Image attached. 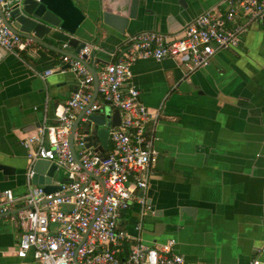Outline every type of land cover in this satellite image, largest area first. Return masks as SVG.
<instances>
[{"label":"crops","instance_id":"crops-1","mask_svg":"<svg viewBox=\"0 0 264 264\" xmlns=\"http://www.w3.org/2000/svg\"><path fill=\"white\" fill-rule=\"evenodd\" d=\"M225 1L140 0L139 17L124 33L111 28L112 36L99 47L91 20L78 34L102 65L125 46L127 36L144 30L176 36L202 13L224 8ZM99 4L93 0L88 8L92 18ZM70 37L49 42L63 49ZM23 56L41 73L65 67L60 53L38 44ZM131 69L141 101L160 114L155 131L160 156L147 190L153 211L143 216L142 229L136 228L138 202L122 213L121 224L132 236L122 256L141 237L148 245L175 240L173 251L186 264H248L256 257L264 264V19L248 24L240 46L220 51L191 74L171 58L139 59ZM76 80L67 70L44 82L0 47V163L16 169L8 177L0 171V193L11 188L21 197L28 191L29 149L22 139L44 121L41 107L65 103ZM21 234L9 216L0 217V264H42L32 252L17 256Z\"/></svg>","mask_w":264,"mask_h":264},{"label":"built area","instance_id":"built-area-1","mask_svg":"<svg viewBox=\"0 0 264 264\" xmlns=\"http://www.w3.org/2000/svg\"><path fill=\"white\" fill-rule=\"evenodd\" d=\"M7 3L0 0V46L22 58L32 55L34 40L13 32L5 23V17H10ZM241 17L247 22H238ZM263 19L264 0H226L224 8L202 13L176 36L158 31L129 35L109 63L95 64L99 82L95 98L94 76L82 62L93 50L91 46L86 45L75 58L62 55L68 69L59 66L39 73L46 79L70 70L77 79L71 96L56 107L55 123H45L24 140L29 164L47 159L67 174L56 192L29 185L21 197L11 188L0 193V215L10 213L22 231L17 256L24 259L32 252L42 264H186L184 256L173 251V239L148 245L138 237L128 255L122 256L132 238L121 224L122 213L138 202L142 219L136 228L142 229L143 216L152 210L147 190L160 154L155 135L160 114L141 101L131 67L139 59L171 58L191 74L209 65L220 51L240 46L248 24ZM107 102L121 110V124L109 126L108 147L103 152L88 146V135L77 130L74 147L80 164L70 148L74 123L84 113L83 126ZM33 173L29 171L28 176ZM248 264H261V260L256 257Z\"/></svg>","mask_w":264,"mask_h":264},{"label":"water","instance_id":"water-1","mask_svg":"<svg viewBox=\"0 0 264 264\" xmlns=\"http://www.w3.org/2000/svg\"><path fill=\"white\" fill-rule=\"evenodd\" d=\"M92 2L93 0H8L6 6L10 10V17L8 19L5 17V23L13 32L23 37L32 38L36 44L46 48L47 50H53L60 53L61 55L67 54L75 58L78 57L81 50L86 46L85 42L80 41V36L78 33L84 28L85 22L87 20H91L98 29V35L100 36L97 47H99L103 39L108 36H112L113 33L110 30L111 28L124 33L127 26L129 25V22L138 18L140 14V0H98V3L100 2V4L99 8L97 9L96 17L92 18L88 11V8H92ZM92 33L93 32H91V35H93ZM64 34L71 36L65 42L69 45L67 48L63 47L62 49L49 42V39L58 41L63 40L62 36ZM11 54L16 55L15 53ZM95 54V51L92 50L89 56L85 55L82 59L84 65L89 68L94 76V98L98 95L99 83L98 73L95 68V62L99 60L95 58ZM16 56L24 63V65H27L30 68L33 75L40 77L39 73L42 71L38 70L36 67L31 68V64L18 55ZM110 61L104 62V64H107ZM64 68L68 69L69 64H66ZM47 79L48 77L46 79L41 78V80L44 82H46ZM56 107H52L50 110L49 105L46 102L41 107L44 121L39 123L32 130H36L37 128L44 125L46 118L49 116L54 118ZM48 110L50 112L49 116ZM83 115L84 113L79 114L70 135V148L72 155L80 164L82 163L76 156L74 147V135L76 131L82 130L84 134L88 135L85 138L88 142L87 145L90 147L93 146L97 151L103 152L108 147L109 126H119L122 121L121 110L119 108L112 107L109 102H107L102 109L91 114L88 117V120L83 123V126L80 127ZM29 133V131L26 132L27 136ZM26 137L22 139V143L25 147H27L24 143ZM0 171H2L4 175L8 177V175L14 174L16 169L12 166L0 163ZM29 171L34 172L32 177L28 176ZM62 171L65 173V175L67 174L64 169H60L50 160L38 159L35 162L28 164L26 177L29 185H39L42 186L47 192H56L61 189L60 183L65 180V177L62 175ZM106 193L107 191L105 190V194ZM148 204L151 205L149 197ZM151 211H153V206ZM9 215L10 213L0 215V217ZM141 216L142 213L140 212L138 222L142 219Z\"/></svg>","mask_w":264,"mask_h":264},{"label":"rangeland","instance_id":"rangeland-1","mask_svg":"<svg viewBox=\"0 0 264 264\" xmlns=\"http://www.w3.org/2000/svg\"><path fill=\"white\" fill-rule=\"evenodd\" d=\"M78 148V147H77ZM62 175L65 177L66 175H65V173L62 171Z\"/></svg>","mask_w":264,"mask_h":264},{"label":"flooded vegetation","instance_id":"flooded-vegetation-1","mask_svg":"<svg viewBox=\"0 0 264 264\" xmlns=\"http://www.w3.org/2000/svg\"><path fill=\"white\" fill-rule=\"evenodd\" d=\"M159 156H160V154H159ZM157 174V172H155V175Z\"/></svg>","mask_w":264,"mask_h":264}]
</instances>
